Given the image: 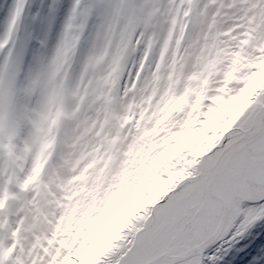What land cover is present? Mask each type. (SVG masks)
Segmentation results:
<instances>
[{"label": "snow or ice", "instance_id": "1", "mask_svg": "<svg viewBox=\"0 0 264 264\" xmlns=\"http://www.w3.org/2000/svg\"><path fill=\"white\" fill-rule=\"evenodd\" d=\"M167 3L70 0L54 37L61 0H41L39 34L21 32L29 0H15L0 35V150L28 158L21 187L39 182L60 206L101 170L120 188L74 243L58 224L28 264H222L236 247L239 264H264V229L247 236L264 220V0L258 21L227 31L199 0ZM190 26L202 27L194 53ZM110 212L118 224L98 231Z\"/></svg>", "mask_w": 264, "mask_h": 264}, {"label": "rangeland", "instance_id": "2", "mask_svg": "<svg viewBox=\"0 0 264 264\" xmlns=\"http://www.w3.org/2000/svg\"><path fill=\"white\" fill-rule=\"evenodd\" d=\"M69 2L70 0H61L62 7L53 27L54 37L60 30L64 11ZM14 3L15 0H0V35L6 30ZM252 3L253 0H216V3L209 4L208 0H199V7L203 8L207 5L209 17L215 15L217 27L227 31L245 22L250 24L253 17H256L257 21L259 20V14L252 8ZM40 4L41 0H29V7L21 22L22 33L31 31L39 34L41 24L33 18V13ZM161 6L167 8V0H161ZM240 10L243 11L242 15ZM201 34V26L189 27L184 40V45L188 46L189 53L196 51V41ZM52 42L54 43V40ZM187 60L190 66L191 56L187 57ZM188 70L190 68L186 69V71ZM213 79L217 80L218 77H213ZM211 86L215 87L216 85L212 84ZM17 155L23 156V153L17 151ZM132 160H135V156H132L129 161L130 168L133 167ZM175 163L178 164L180 161L177 160ZM27 165H29L28 158L17 160L8 155L7 149L0 150V249H12L8 253L7 264H16L17 259L23 264H28V258L34 252L40 251L39 245L45 242L46 237L52 234L58 224L61 231L59 238L74 243L77 233L87 224L95 221L103 212L101 205L107 207L113 196H116L117 200L120 198V188L115 179L106 184L102 178L103 170H101V173L96 175V179L87 186L78 182V191H61L60 195L67 199L63 206H60L57 195L49 192L39 182L26 189L21 187V174ZM127 174L131 175V172L129 171ZM123 178L124 174L121 173L120 179ZM152 183H154L153 178L149 176L144 187L148 188ZM52 187L55 189L57 184L53 183ZM136 187H139L138 183ZM134 191L135 189H133ZM133 199L138 202V197L132 196L125 200L121 207L123 208ZM94 212H96L95 215ZM113 214L112 212L108 213L100 223L98 231H104L118 224L119 217L114 219ZM58 217L59 219H57ZM109 220H111V224H109ZM261 229H264V223L256 226L254 237ZM64 233L67 235L65 236ZM93 239L96 238L93 237ZM49 247L54 248L55 245ZM243 255L244 253L240 251L239 247L222 253V264H239ZM246 259H250V257Z\"/></svg>", "mask_w": 264, "mask_h": 264}, {"label": "bare ground", "instance_id": "3", "mask_svg": "<svg viewBox=\"0 0 264 264\" xmlns=\"http://www.w3.org/2000/svg\"><path fill=\"white\" fill-rule=\"evenodd\" d=\"M243 7V10H244V7H245V4L242 6ZM241 12V15L243 14V11L240 10ZM262 223H264V220H261V221H258L256 224H254L250 229H249V233L247 234V236H250V237H254L255 235V231H256V226L258 224L262 225ZM247 238V237H246ZM237 248V247H236ZM234 248V249H236Z\"/></svg>", "mask_w": 264, "mask_h": 264}]
</instances>
